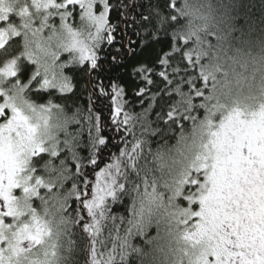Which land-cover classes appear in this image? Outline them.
Listing matches in <instances>:
<instances>
[{"label": "snow or ice", "instance_id": "obj_1", "mask_svg": "<svg viewBox=\"0 0 264 264\" xmlns=\"http://www.w3.org/2000/svg\"><path fill=\"white\" fill-rule=\"evenodd\" d=\"M168 2L119 0L114 7L123 9L120 15L127 39L122 38L117 47L114 33L118 25L109 23L108 14L113 7L110 0H31V6L37 13L41 10L47 13L40 27L34 26L32 10L27 3L16 9L7 0H0V59L3 60L0 83L14 78L16 85L17 81L30 78L32 67L29 61L41 60L28 48V35L43 33L49 28V21L56 17L63 24H70L73 11L69 6L78 5V15L88 22L90 46L79 45L80 59L84 63L80 68L67 69L73 74L75 87L62 93L60 98L73 104H83L87 113L85 124L90 120L95 126L99 118L101 123L112 128V118L119 115L118 102L129 92L143 98L147 92L159 91L161 87L170 88L176 82L180 86H189L194 95L200 97L203 93L193 83L198 55L194 56L187 39H181L179 44L173 38L169 39L154 19L157 6L163 7ZM98 4L102 10L97 14ZM171 6H175L174 2ZM17 17L21 21L19 28L12 22ZM175 19L172 16V20ZM129 33L136 39L133 40ZM21 37L25 41L23 51L20 48ZM174 46L176 50H173ZM44 67L46 71L50 70L48 64ZM38 82L34 80L31 87L36 88ZM199 84L201 87L202 82ZM166 92H160L162 99H167ZM0 96L4 100L0 103V118L4 121L0 122V200L5 205L0 209V224H3V217L15 215L10 207L12 192L20 187L19 177L26 168V162L20 156L27 134L34 129L8 102L9 97L3 89H0ZM167 115L175 120L177 113L172 111ZM187 119L185 116L184 120ZM18 129L25 132L22 134ZM13 132L18 142L13 141ZM212 136L211 162L197 169L199 178L190 184L199 210L194 211L187 222L190 223L193 217L198 218L190 224L193 227L191 238L204 246L200 264H264V106L248 117L238 111L232 112L219 123ZM104 142L100 140V143ZM38 151H42L38 146L29 149L33 156ZM41 183L39 178L35 180L37 187ZM47 187L51 189L52 186ZM28 190L24 188V191ZM21 231L27 234L25 238L29 241L40 242L42 229L35 217L32 225H23Z\"/></svg>", "mask_w": 264, "mask_h": 264}, {"label": "trees", "instance_id": "obj_2", "mask_svg": "<svg viewBox=\"0 0 264 264\" xmlns=\"http://www.w3.org/2000/svg\"><path fill=\"white\" fill-rule=\"evenodd\" d=\"M110 3L113 7L108 14L109 23L118 25L117 32L114 33L117 37L114 44L118 47L122 38L127 39L120 15L123 9L114 7L119 0H110ZM69 8L73 11L72 22L65 25L56 17L49 25L52 32L48 35L49 40H55L62 34L68 58L59 64L29 61L32 67L31 77L25 81H17L13 86L19 88L23 103L29 104L33 111H50L59 107L55 101H64L60 98L62 93L75 87L73 74L67 69L80 68L84 63L80 59L79 45L82 43L90 46L86 18L82 20L78 15V5ZM101 10L102 6L98 4L95 11L98 14ZM57 27L59 33L56 31ZM129 35L133 40L136 39L134 34ZM173 39L175 40L174 36ZM173 50H176L175 46ZM200 60L199 57L196 74L202 82L199 91L204 93L205 88L210 85L209 78L200 66ZM45 64L50 66V70H45ZM34 80L39 81L36 88L31 87ZM45 80L48 83H44ZM163 91L165 88L161 87L159 91L147 92L143 98H137L134 92H129L127 97L122 96L118 102L119 115L112 118V128L101 123L99 118L96 119L95 126L91 125L90 120L86 127L81 126L83 134L71 156L74 176L67 178L72 180V195L69 196L68 207H72L74 212L70 213V227L62 234V253L59 257L62 264H192L199 260L198 251L186 243L187 240H193V227L190 223L198 218L193 217L190 223L187 221L194 211L199 210L190 186L186 191V182L179 178L158 176L148 167L153 144L169 135L174 121L176 127H183L178 116L173 120L167 115L175 111V101L171 99L170 90L165 94L167 99H162L160 92ZM197 107L204 109L202 103ZM238 110L227 111L219 117L218 123ZM0 122H4L3 118H0ZM117 133L123 135L118 136ZM101 139L105 142L100 143ZM43 149L35 157L37 160L47 157L43 169L46 171L47 164L60 156V150L58 147L50 149L45 146ZM36 171L37 168L33 167L32 173L24 177L25 180L31 181L32 174ZM37 178L42 183L39 187L30 183L28 189L33 191V195H28L27 199L22 194L24 179L21 180L20 187L15 189L20 195H12L14 210L18 213L17 216L10 217L13 221L16 218L25 220V223L31 221L28 219L29 215H38L50 202L49 194L53 188L47 187L43 176L36 175L35 180ZM4 207V203L0 204V209ZM40 213L39 218L34 217L41 219ZM160 236L163 237V242L154 244ZM176 240L179 248L174 252ZM160 250L171 253L164 255Z\"/></svg>", "mask_w": 264, "mask_h": 264}, {"label": "clouds", "instance_id": "obj_3", "mask_svg": "<svg viewBox=\"0 0 264 264\" xmlns=\"http://www.w3.org/2000/svg\"><path fill=\"white\" fill-rule=\"evenodd\" d=\"M173 2L174 7L171 6ZM7 3L16 9L27 3L36 27H40L47 14L43 10L37 13L31 6V0H7ZM155 13L158 27L169 39L174 36L178 44L181 39L188 40L194 56L201 58L200 66L209 78L210 87L205 88L200 97H196L187 85L180 86L174 82L170 88L165 87L172 93L174 110L183 127H176L174 121L173 130L159 143L153 144L149 156L148 167L152 172L165 178H179L186 182L187 189L192 180L199 178L197 169L211 162L212 133L218 128L219 117L231 109H239L238 112L248 117L259 112L260 105L264 104V0H169L163 7L157 6ZM172 16L176 17L175 21ZM12 22L19 28V19ZM56 31L59 33V27ZM51 32L52 29L48 28L35 36L28 35L27 46L41 61L59 64L69 54L64 51L62 34L55 40L45 39ZM24 45L21 37V51ZM195 77L193 83L197 84L199 91L200 80L197 74ZM14 85L15 79L9 78L0 83V89L9 97L8 102L18 110L24 122L34 129L24 140L20 158L27 167L19 179L23 180L36 167L37 171L29 183H35V176L41 175L53 191L49 194L50 202L46 209L40 213L41 219H38L42 229L39 243L25 238L27 234L21 231L25 220L13 223L11 216L2 218L0 264H62L59 259L62 234L70 227V213L74 212L72 207H68L72 180L67 178L74 176L71 156L80 143L81 126L86 127L84 117L87 113L82 103L68 101H55L59 107L50 111H32L21 101L19 88L14 89ZM3 102V96H0V103ZM201 103L204 109L197 107ZM185 116L187 120H184ZM18 131L25 132L24 129ZM37 136L45 141V147H58L60 150V156L47 164L46 171L43 169L47 157L37 160L29 152L30 148L38 146ZM12 139L18 142L15 132ZM12 195L18 197L20 193L14 189ZM14 206L13 200L10 207L15 212ZM28 224L32 225V221ZM203 248V244L198 245L199 264Z\"/></svg>", "mask_w": 264, "mask_h": 264}, {"label": "rangeland", "instance_id": "obj_4", "mask_svg": "<svg viewBox=\"0 0 264 264\" xmlns=\"http://www.w3.org/2000/svg\"><path fill=\"white\" fill-rule=\"evenodd\" d=\"M45 39H49V37L47 36V37H45ZM50 40H52V38H50ZM14 89H15V87H14ZM19 98L21 99V101L23 102V99H22V96H21V93H20V91H19ZM25 105H27L30 109H31V107H30V105L29 104H25ZM32 111L34 110V109H31ZM36 127H38V125L36 126ZM36 141H37V144L39 145L38 146V148L39 149H42V150H44L43 149V147H44V145H42L41 146V144L42 143H45V141L43 140V139H41L39 136H37L36 137ZM38 152H42V151H38ZM24 182H23V185H24V187H23V192L24 193H22V194H25V195H23L24 197L26 196V199H27V197H28V195H33V191H31L30 189L26 192V191H24V188L25 187H27V188H29L30 187V183H29V181L30 180H25V178H24V180H23ZM29 186V187H28ZM26 201V200H25ZM21 203H22V201H21ZM40 204L41 205H43V201H41L40 202ZM45 207V205H43V208ZM25 208H27V206H25ZM46 209V207L44 208V209H42V211H44ZM27 211H28V209H26ZM41 211V212H42ZM39 213L40 212H38V215L37 214H28L29 215V218L28 219H31V221H33V217L34 216H37L38 218H39ZM17 212H15V215L17 216ZM16 218V217H15ZM36 218V217H35ZM21 218H16L14 221H13V223H15L17 220H20ZM27 219V218H26ZM30 221V220H29ZM28 221V222H29ZM28 222H26V223H24V225L25 224H28ZM160 242H163V237L162 236H160V237H158V238H156V240L154 241V244L156 243L157 245H159L160 244ZM186 243H188V245H189V247L191 248V247H193V248H195L197 251H198V244L194 241V240H187L186 241ZM178 241L176 240L175 241V243H174V252H176V250H178ZM160 252L162 253V254H166V253H171V251H163V250H160ZM177 260L178 259H176L175 260V263L177 262ZM192 264H199V260H197L196 262H192Z\"/></svg>", "mask_w": 264, "mask_h": 264}]
</instances>
